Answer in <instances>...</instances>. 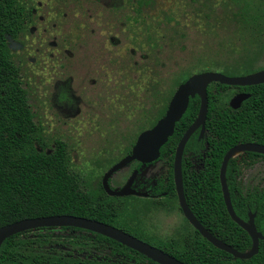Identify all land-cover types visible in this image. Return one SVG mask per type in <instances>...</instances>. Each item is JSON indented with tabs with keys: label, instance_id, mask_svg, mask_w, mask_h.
<instances>
[{
	"label": "trees",
	"instance_id": "16d2710c",
	"mask_svg": "<svg viewBox=\"0 0 264 264\" xmlns=\"http://www.w3.org/2000/svg\"><path fill=\"white\" fill-rule=\"evenodd\" d=\"M206 1L205 6L213 10L210 3L213 0ZM214 1H219L224 12H229V19L237 24L240 34L249 35L252 40L264 35V0ZM141 6V23H129L131 38L137 40L138 32L148 56L158 63L162 50L160 41L163 40L159 31L162 21L153 20L151 15L154 0H142ZM29 16L26 0H0V226L23 218L72 214L121 228L186 264H264V237L259 239L257 253L249 258L233 257L213 246L194 228L178 239L155 241L144 236L134 215L122 208L119 200L126 197L108 195L101 183L95 189L83 185L80 174L72 167L66 141L60 137L48 138L42 124L35 120L20 66L13 59L8 44L9 39H15L25 31ZM166 19L170 22L171 15ZM181 75L183 77L178 81L175 79V84L189 76ZM211 84L215 86L214 91L220 86L227 87L220 82H211L207 86L208 106L203 134L199 136L200 128H197L183 149V192L190 210L208 231L236 250L246 251L251 246V238L227 213L220 189L219 167L223 154L234 144H264V116L252 115L253 110L264 114V104L259 102L264 98V82L246 85L250 95L238 109L216 104ZM172 93L157 90L163 108ZM198 107L199 96L195 94L189 98L186 110L162 145L161 152L167 149L171 153L170 161ZM162 113L161 108L157 117ZM244 153L250 160L264 158V154ZM240 168L235 157L229 158L225 180L233 209L243 220L248 219V212L254 213V224L264 234V188H242L238 181ZM163 178L167 195L174 196L171 164ZM0 264L158 263L102 234L60 226L28 229L8 236L0 245Z\"/></svg>",
	"mask_w": 264,
	"mask_h": 264
},
{
	"label": "rangeland",
	"instance_id": "374dc122",
	"mask_svg": "<svg viewBox=\"0 0 264 264\" xmlns=\"http://www.w3.org/2000/svg\"><path fill=\"white\" fill-rule=\"evenodd\" d=\"M26 1L34 8V19L17 40L9 41V47L20 66L35 120L48 138L66 141L72 167L86 188H97L107 168L127 152L140 131L155 122L157 114L146 91L152 84L166 94L175 90V79L180 80L181 73L240 74L264 66V35L252 40L240 34L219 1H211L210 10L206 0H154L151 15L162 21L159 31L163 35L158 63L148 56L146 45L138 47L132 41L128 25L123 28L106 14V4ZM167 15L172 17L170 22ZM130 48L135 50L131 55ZM69 76L74 93L82 100L76 114L54 105L59 83ZM230 94L231 87L220 101ZM153 100L164 111L160 98ZM233 157L241 164L238 181L242 188H264V158L250 160L244 152ZM135 165L136 178L143 184L166 168L160 162H131L111 175L113 188L123 183ZM119 202L149 239H178L193 231L176 194L158 199L132 195Z\"/></svg>",
	"mask_w": 264,
	"mask_h": 264
},
{
	"label": "water",
	"instance_id": "95a60500",
	"mask_svg": "<svg viewBox=\"0 0 264 264\" xmlns=\"http://www.w3.org/2000/svg\"><path fill=\"white\" fill-rule=\"evenodd\" d=\"M210 82H220L227 85H251L263 83L264 68L243 75H226L220 71L213 70H205L189 75L184 81L180 82L176 86L168 101L164 114L159 119H157L152 126L143 129L138 133L128 154L124 155L107 168V170L102 175L101 185L103 190L111 196H123L128 194L146 196L147 193L145 191L140 192L131 188V183L136 171H133L124 185L117 189L112 188L109 183L111 175L117 170L126 166L132 160H138L143 163L154 160L159 154L160 146L164 144L168 137L172 134L175 123L180 119V117L186 110L189 98L193 97L195 94H198L199 108L197 114L194 120L181 135L174 151L172 171L178 205L186 220L192 225L195 230L199 232V234L203 238H205L213 246L230 253L233 257L249 258L257 253L259 239L263 238V234L256 229V226L254 224V213L248 212L247 220H243L236 215L231 203L228 187L225 180V170L229 158L234 156L235 151H251L264 154V144L257 142H240L234 144L223 154L219 167L220 189L225 208L230 218L242 229H244L250 236L251 246L248 250L238 251L231 245L217 238L210 231H208L190 210L183 192L181 171L182 153L186 141L197 128H200L199 136L203 134L208 105L207 85ZM248 96V93L237 94L230 100V105L232 107H236L242 99L247 98ZM60 226H74L102 234L133 250H136L137 252L145 255L147 258L158 264H186L173 255L136 237L131 233H128L121 228L103 221L72 214H54L23 218L3 224L0 226V245L2 241L8 236L21 231L39 227Z\"/></svg>",
	"mask_w": 264,
	"mask_h": 264
},
{
	"label": "flooded vegetation",
	"instance_id": "af4514ba",
	"mask_svg": "<svg viewBox=\"0 0 264 264\" xmlns=\"http://www.w3.org/2000/svg\"><path fill=\"white\" fill-rule=\"evenodd\" d=\"M141 1L142 0H91V2H99V3H102V4H106L105 7H104V8H106V11H107L106 14L107 15H111V17L113 18V20L115 19V21L123 24L124 25L123 28H126V26L128 25L127 30L129 31L128 34L130 35V37L132 36V31H131V27L132 26H130L129 23L130 24L132 22H134V23H141V19H142V6H141ZM29 9H30V16H29V21L27 23V26L30 23H32V21L34 19V8L31 5H29ZM27 26H26V28H27ZM136 33H137V40H135L134 43L137 44L136 46L139 47L141 45V36H139L138 32H136ZM17 38H15V39H13V38L12 39H9V41L10 40H17ZM110 39L111 40H115V42L118 40V39L114 38V36H111ZM9 41H8V44H9ZM138 47H136V48H138ZM134 51L135 50L133 48H130L129 49V52L130 53L128 52L129 55L133 54ZM263 55H264V53H263ZM125 65L126 64L123 63L121 67H124ZM263 68H264V66H262V67H260L258 69L250 70L248 72L240 73V74H226L224 72H222V73H224L226 75H243V74L251 73V72H254V71L263 69ZM213 71H215V70H213ZM72 82H73V80H72V78L70 76L68 78L64 79V80H61V82L59 83V85L57 87V90H58V88H59V90L55 94L54 105L56 107L60 108V110H65L68 113H71V114H74L75 113L76 114V113H78L80 111L79 104H80V102L82 100H81V97L79 95H77V94L74 93L73 87H72ZM90 82L91 83L94 82V79H91ZM251 85H255V84H251ZM230 87H231L230 97L228 99L224 100L223 102H221L220 101V99H221L220 97L222 96V94L227 93V89H229ZM146 91L149 92L150 95H151L150 96L151 97L150 99L152 100V103H151L152 106H153L152 108L155 110L154 114H157L158 115V113H159V109H158V106H157L158 103L157 102H154V100H153V98L157 97V86H154L153 85L152 88H150L149 90L147 89ZM213 92H215V96H216L215 97L216 98L215 99V102H216V104H218L221 107H223V106L225 107L226 105H228V106H230V109H238V108H240L242 106L243 102L246 99V98L242 99L236 107H232L230 105V100L235 95L240 94V93H248L250 95V93L246 90V85H227V87H225V88H222L220 86V87H218V90L217 91L216 90L215 91L213 90ZM259 100H260L259 101L260 103L262 101L263 104H264V98H260ZM166 107H167V105H166ZM166 107H165L162 115L164 114V112L166 110ZM157 115L155 117V122H156L157 119H159L162 116V115H160L159 117H157ZM252 115L255 116V117H262V116H264V114H262L260 112H257L255 110H253ZM133 143L130 145L129 149L127 150V152L124 155H126V154H128L130 152ZM162 145L159 148V154H158V156L154 160H152L150 162H144L145 164H152V163H155V162H160L166 168L170 164H171V166H173L174 152L172 154V161H170V155H171V153L167 149L164 150L163 152H161ZM165 151L167 152V154L165 153ZM174 151H175V149H174ZM182 157H183V153H182ZM131 162H136V164L143 163V162H140L138 160H132ZM131 162H129V163H131ZM181 162H182V159H181ZM166 168H165V170H166ZM133 171H136V173H135V176H134L133 181L131 183V188L135 189L136 191H140V192L145 191L147 193V195H146L147 197L156 198V199H158L160 197H163V196H172V195H167V192L165 190L166 189L165 187H167L166 186V183H164V178H163L165 171L164 172H160V174H158V175L153 174L152 177H151V179H150V181L147 182V183H145V184H143L139 180L138 177L136 178V176L138 175L137 166L136 165L133 167L132 171L126 176V178L124 179L123 183L118 188H120L122 185H124V183L127 181V179L129 178V176L132 174ZM172 178H173V171H172ZM100 183H101V181H100ZM109 183H110V179H109ZM110 185H111V183H110ZM111 187L113 188L112 185H111ZM175 194H176V192H175ZM132 195H136V194H128V195H123V196H120V197H129V196H132ZM263 237H264V234H263Z\"/></svg>",
	"mask_w": 264,
	"mask_h": 264
},
{
	"label": "bare ground",
	"instance_id": "6f19581e",
	"mask_svg": "<svg viewBox=\"0 0 264 264\" xmlns=\"http://www.w3.org/2000/svg\"><path fill=\"white\" fill-rule=\"evenodd\" d=\"M238 151H235L234 154H236Z\"/></svg>",
	"mask_w": 264,
	"mask_h": 264
}]
</instances>
